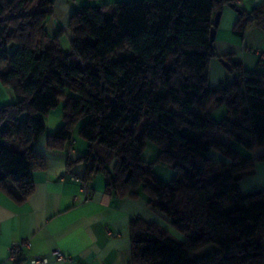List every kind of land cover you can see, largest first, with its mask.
Returning <instances> with one entry per match:
<instances>
[{
	"label": "trees",
	"instance_id": "16d2710c",
	"mask_svg": "<svg viewBox=\"0 0 264 264\" xmlns=\"http://www.w3.org/2000/svg\"><path fill=\"white\" fill-rule=\"evenodd\" d=\"M53 3L0 0V84L13 96L0 105V189L19 202L34 190V172L46 166L35 143L46 133L45 116L66 99L49 147L64 149L86 119L84 179L103 173L106 189L121 197L142 189L186 236L176 240L135 218L132 264H264V188L240 189L264 154L241 157L222 139L264 148V70L230 60L229 77L208 83L210 60L219 57L215 16L230 0L86 4L70 18L68 50L59 44L63 28L47 31ZM239 12L235 33L244 36L252 24L264 29V4ZM218 104L228 107L220 121L210 113ZM148 141L159 149L154 162L143 158ZM212 150L229 161L210 158ZM155 164L175 176L165 182ZM212 244L218 251L199 256Z\"/></svg>",
	"mask_w": 264,
	"mask_h": 264
},
{
	"label": "crops",
	"instance_id": "0c3cea01",
	"mask_svg": "<svg viewBox=\"0 0 264 264\" xmlns=\"http://www.w3.org/2000/svg\"><path fill=\"white\" fill-rule=\"evenodd\" d=\"M108 1L113 0H54L53 15L47 23L49 35L55 36L63 28L59 44L68 50L72 36L68 24L74 11L86 4L100 5ZM235 1L230 0L225 6L217 24L214 46L219 57L210 60V86H218L229 77L228 66L221 58L228 64L230 60L241 63L248 70H264L261 62L264 60V29L252 24L244 36L234 32L240 19L239 9L249 12L264 4V0H242L241 6ZM12 100L10 91L0 84V105ZM65 100L59 104L63 108L58 105L45 116L46 133L35 143V151L45 157L46 166L34 172V190L19 202L0 189V264H13L8 259L10 247L23 240H29L32 245L24 248L18 264H32L31 259L38 255L49 257L48 262L40 264H132L131 225L137 217L160 224L176 240H185V235L149 205L142 189L137 197H121L106 189L103 173L94 174L91 180L84 179L88 165L82 157L88 151V142L80 135L82 120L64 149L49 147L48 137L64 123ZM261 154H264L263 147L254 152V156ZM209 157L229 161L217 150H212ZM157 170L155 168L156 174L165 182L175 176L168 167L162 175ZM262 188L264 161H258L255 172L240 182V189L249 193ZM55 250L62 252L65 258L54 256Z\"/></svg>",
	"mask_w": 264,
	"mask_h": 264
},
{
	"label": "rangeland",
	"instance_id": "374dc122",
	"mask_svg": "<svg viewBox=\"0 0 264 264\" xmlns=\"http://www.w3.org/2000/svg\"><path fill=\"white\" fill-rule=\"evenodd\" d=\"M59 106L60 107H58V108H63L62 104ZM210 113L212 114V116L215 119L220 121L228 115V107L226 104H218V105L213 106L210 109ZM85 122H86V119L82 120L80 122V126L82 127ZM222 139L230 147L235 149L241 157H244V158H250V157L253 158L254 157L255 151L248 149L245 146H243L242 144L238 143L230 135L225 134ZM259 149L260 148H257L258 151H259ZM158 153H159V149H158L157 145L151 141H148L147 148H146L145 152L143 153V158L148 162H154L157 159ZM155 168H157L159 170V173H161V175H162L163 170L166 168V166H164L162 164H155L154 170H155ZM159 168H162V169L160 170ZM202 250L203 251H202V253H200L199 256L204 257V256L211 255V254L215 253L216 251H218V247L215 244H212V245L205 247Z\"/></svg>",
	"mask_w": 264,
	"mask_h": 264
},
{
	"label": "built area",
	"instance_id": "2783aa9c",
	"mask_svg": "<svg viewBox=\"0 0 264 264\" xmlns=\"http://www.w3.org/2000/svg\"><path fill=\"white\" fill-rule=\"evenodd\" d=\"M238 6L243 5L242 0H236L235 1ZM262 58L264 59V53L262 54ZM225 86V85H223ZM32 243L29 240H23L19 242H15L10 247V254L8 259L13 262V264H17L19 260V256L21 255L22 251L25 247H31ZM53 255L56 256L58 259H63L65 256L62 252L59 250H55L53 252ZM49 261V257L46 255H38L31 259L32 264H40V263H46Z\"/></svg>",
	"mask_w": 264,
	"mask_h": 264
},
{
	"label": "water",
	"instance_id": "95a60500",
	"mask_svg": "<svg viewBox=\"0 0 264 264\" xmlns=\"http://www.w3.org/2000/svg\"><path fill=\"white\" fill-rule=\"evenodd\" d=\"M231 6L236 7L235 4H231ZM220 16H221V12H218V13L216 14V16H215V25L218 24V21H219ZM215 33H216V29L213 28V30H212V36H213V37H215ZM221 62H223L226 66H229L228 62H226L225 59L221 58ZM236 76H237V73H234V74H233V77H236Z\"/></svg>",
	"mask_w": 264,
	"mask_h": 264
}]
</instances>
